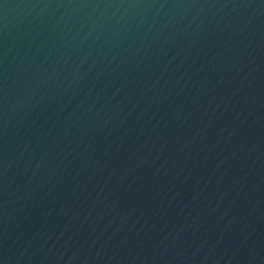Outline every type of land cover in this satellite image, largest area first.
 Returning a JSON list of instances; mask_svg holds the SVG:
<instances>
[{
    "label": "water",
    "instance_id": "water-1",
    "mask_svg": "<svg viewBox=\"0 0 264 264\" xmlns=\"http://www.w3.org/2000/svg\"><path fill=\"white\" fill-rule=\"evenodd\" d=\"M0 264H264V0H0Z\"/></svg>",
    "mask_w": 264,
    "mask_h": 264
}]
</instances>
